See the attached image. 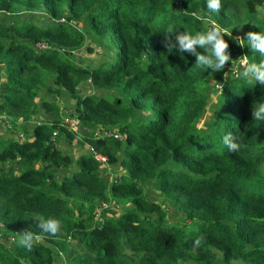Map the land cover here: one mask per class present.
Instances as JSON below:
<instances>
[{
	"label": "trees",
	"instance_id": "1",
	"mask_svg": "<svg viewBox=\"0 0 264 264\" xmlns=\"http://www.w3.org/2000/svg\"><path fill=\"white\" fill-rule=\"evenodd\" d=\"M261 8L264 0H221L218 10L207 0H0L8 19L0 21V118L28 124L42 90L64 92L85 129L76 141L59 107L45 101L51 123L26 140L0 138V167H10L0 171V264H217V252L226 264H264V120L253 116L264 85L230 74L216 98L207 91L237 58L264 62L248 37L264 33ZM214 26L227 30L229 60L220 68L198 64V56L213 59L210 45L187 50L177 40ZM87 33L113 55L78 59ZM86 84L93 93H82ZM105 128L121 138H97ZM55 133L87 151H63ZM92 150L124 179L109 186ZM149 183L184 214L183 225H170L145 198ZM111 198L130 208L92 226L74 208ZM50 218L59 221L55 235L41 227ZM24 234L40 240L29 250L19 243Z\"/></svg>",
	"mask_w": 264,
	"mask_h": 264
},
{
	"label": "rangeland",
	"instance_id": "2",
	"mask_svg": "<svg viewBox=\"0 0 264 264\" xmlns=\"http://www.w3.org/2000/svg\"><path fill=\"white\" fill-rule=\"evenodd\" d=\"M261 14L264 17V9H260ZM28 17H32L35 21L44 20L47 15L42 13H25ZM0 21L7 22L8 19L0 14ZM231 42L235 44H241V36L238 34L231 35ZM91 49V52L87 51V48ZM85 48L79 49L75 55L78 59L85 62H103L105 61V57L107 54L110 56L113 55L114 50H109V45L107 42L102 41L92 34L87 33V43ZM240 61L241 58H237L235 65L228 68L223 74L214 75L207 87V91L211 94L212 97L216 98L220 92V83L223 77L234 74L238 76H242V69H240ZM6 88L0 87V97H2ZM82 93H93L92 87L90 84L83 85L81 87ZM50 102L57 105L60 109V113L62 116L63 123L66 124L68 122L69 117L76 116L75 112V102L74 100L64 92H60L58 94L48 93L46 90H42L37 98H36V106L33 112V116L31 121L28 124H23L21 121L15 123L14 125L5 118H0V138H11L14 140H26L28 137H32L31 130L34 126L38 124H46L51 123L53 118L49 115L45 109L42 108L43 102ZM209 109H213V103L211 102L209 105ZM211 115V113H210ZM77 118V117H75ZM203 122V121H202ZM62 125V122H61ZM85 129L80 128L79 132L76 134V141L83 139V132ZM104 130V129H103ZM100 130V131H103ZM105 130H110L105 128ZM98 131V130H97ZM113 131V130H111ZM96 133V132H95ZM58 134V133H57ZM29 135V136H28ZM57 146L65 152H69L71 155L78 157L81 152L87 151V149L78 145L77 143L69 144L62 134H58L55 137ZM4 166L0 167V171H2ZM7 172H10V167H4ZM100 176L101 178L110 186L112 183L116 181H122L125 177V173L122 169L118 168V166H112L103 164L100 167ZM144 196L146 199L156 202L161 206L162 209L166 211L168 217V223L170 225H183L184 222V214L178 209V207L174 206L172 202L167 200L157 189L155 183H149L143 186ZM107 208H102L101 204L98 203L97 206L92 205L88 207H78L74 205L78 213V217L84 219L87 222L88 226H92L97 223V216L104 220L107 218H113L120 216L123 214L128 208H130V204L125 201H118L115 198H111L109 204H107ZM57 264H64V258H59ZM217 264H226L223 260V256L220 252H217ZM230 264H243L240 261L232 260Z\"/></svg>",
	"mask_w": 264,
	"mask_h": 264
},
{
	"label": "clouds",
	"instance_id": "3",
	"mask_svg": "<svg viewBox=\"0 0 264 264\" xmlns=\"http://www.w3.org/2000/svg\"><path fill=\"white\" fill-rule=\"evenodd\" d=\"M221 0H207V7L212 10H218L220 8ZM193 16L197 15L196 12L192 13ZM227 31L224 28L217 26L212 27L206 32L196 33L190 35L188 33L182 34L177 37L179 47L181 49L192 50L193 46L199 44L204 46L205 44L210 45L212 49L213 59L205 60L203 56H198V64L203 66H212L220 68L229 60V56L225 53L228 44L221 36L222 32ZM251 46L258 51L261 55H264V33L262 34H248ZM241 65H247L243 68L242 76L249 78L252 83H259L264 85V62L260 65L255 63H248L247 60H241ZM253 116L257 120H264V102L258 103L253 111ZM223 143L227 146L230 152L237 150L238 145L231 143L228 137H223ZM41 227L49 234L55 235L59 228V221L56 219H47L45 223L41 224ZM40 237H33L31 234H24L19 240L20 245L27 249H31L34 241H39ZM200 241L196 240L195 244H199Z\"/></svg>",
	"mask_w": 264,
	"mask_h": 264
},
{
	"label": "built area",
	"instance_id": "4",
	"mask_svg": "<svg viewBox=\"0 0 264 264\" xmlns=\"http://www.w3.org/2000/svg\"><path fill=\"white\" fill-rule=\"evenodd\" d=\"M244 60H246V59H244ZM242 67H246V65H241ZM66 127H69V130L70 131H73V132H75V133H78L79 132V129L81 128V122H80V119L79 118H75V117H69V120H68V122H66V124L65 123H63ZM58 134L57 133H55L54 134V136L56 137ZM95 136L97 137V138H118V139H120L121 138V136L119 135V134H117V133H114L113 131H111V130H103V131H100V130H98V131H96V133H95ZM92 152H93V154H94V156H95V159L97 160V161H99L100 163H102V164H106L107 163V159L105 158V157H103V156H101V155H99V154H96V152L95 151H93L92 150ZM102 208H107L108 207V205L105 203V204H102V206H101ZM99 223H102L103 222V219L100 217V215H98L97 216V219H96Z\"/></svg>",
	"mask_w": 264,
	"mask_h": 264
}]
</instances>
